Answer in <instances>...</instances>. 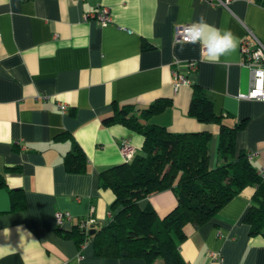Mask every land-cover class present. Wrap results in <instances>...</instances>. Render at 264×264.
Masks as SVG:
<instances>
[{
  "label": "crops",
  "instance_id": "crops-1",
  "mask_svg": "<svg viewBox=\"0 0 264 264\" xmlns=\"http://www.w3.org/2000/svg\"><path fill=\"white\" fill-rule=\"evenodd\" d=\"M101 6L109 8L106 26L86 17ZM201 16L237 38L220 63L203 58L200 43L173 41L177 24ZM246 29L264 44V6L255 0L228 8L208 0H0V264H147L96 256L91 240L79 245L71 235L84 217L96 228L110 220L113 193L99 186V173L122 163L123 140L140 151V134L105 122L115 106L131 104L138 114L159 98L170 101L149 121L173 132L208 129L213 167L218 127L187 114L192 86H200L227 124L245 119L235 147L264 176V101L238 96L249 89L239 48ZM173 70L190 84L174 91ZM74 142L86 156L80 172L65 167ZM252 192L243 189L202 225H185L179 251L186 264H264V235H249L243 219ZM139 204L162 216L176 197L166 189ZM57 211L72 221L57 227Z\"/></svg>",
  "mask_w": 264,
  "mask_h": 264
},
{
  "label": "trees",
  "instance_id": "trees-1",
  "mask_svg": "<svg viewBox=\"0 0 264 264\" xmlns=\"http://www.w3.org/2000/svg\"><path fill=\"white\" fill-rule=\"evenodd\" d=\"M255 1L264 6V0ZM192 87L187 114L218 127V162L213 167L209 164L213 135L208 129L173 132L149 121L169 105L164 98L140 108L138 114L131 104L115 106L114 113L104 119L140 134L142 144L130 161L99 173V186L113 193L110 220L94 227L92 234L80 230L77 224L71 230L79 245L92 241L96 256L141 258L147 264L156 259H160L158 264H186L179 251L186 238L185 225L207 222L247 187L253 192L243 219L249 225V235H264V176L253 166L246 150L235 147L236 134L246 121L227 124L215 114L207 92L200 86ZM85 163L84 152L74 142L65 156L66 169L80 172ZM166 189L173 190L176 197L175 206L166 214L159 216L150 205L140 206L150 194Z\"/></svg>",
  "mask_w": 264,
  "mask_h": 264
},
{
  "label": "built area",
  "instance_id": "built-area-1",
  "mask_svg": "<svg viewBox=\"0 0 264 264\" xmlns=\"http://www.w3.org/2000/svg\"><path fill=\"white\" fill-rule=\"evenodd\" d=\"M217 5L228 8L233 0H208ZM95 18L100 25L106 26L111 22L109 8L106 6L97 7L94 11L86 16ZM190 24H177L173 32L174 42H188L186 39V29ZM248 35L240 41V51L243 56L242 66L247 68L249 72V89L246 93H241L240 98L256 99L264 101V44L248 29ZM188 70L195 71L196 62L191 61L187 63ZM173 74V90L176 91L181 85L190 84V80L183 74L176 70L172 71ZM59 108L62 112H66L67 106L60 104ZM136 149L127 140H123L120 146V153L124 162L130 161ZM249 158L251 156L249 155ZM57 227H62L65 222H71L72 217L68 212L57 211L54 214ZM96 225V220L92 216H87L78 221L77 227L82 231H89ZM213 259L221 261L218 252L210 253Z\"/></svg>",
  "mask_w": 264,
  "mask_h": 264
},
{
  "label": "clouds",
  "instance_id": "clouds-1",
  "mask_svg": "<svg viewBox=\"0 0 264 264\" xmlns=\"http://www.w3.org/2000/svg\"><path fill=\"white\" fill-rule=\"evenodd\" d=\"M190 43L202 45V57L208 62L220 63L221 57L235 51L237 38L229 30H222L206 23L203 16L186 29Z\"/></svg>",
  "mask_w": 264,
  "mask_h": 264
},
{
  "label": "water",
  "instance_id": "water-1",
  "mask_svg": "<svg viewBox=\"0 0 264 264\" xmlns=\"http://www.w3.org/2000/svg\"><path fill=\"white\" fill-rule=\"evenodd\" d=\"M94 231H95V229H94V228L90 229V230H89V234H92V233H94Z\"/></svg>",
  "mask_w": 264,
  "mask_h": 264
}]
</instances>
